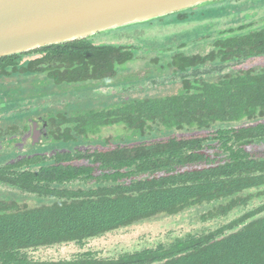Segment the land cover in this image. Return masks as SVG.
I'll list each match as a JSON object with an SVG mask.
<instances>
[{"label": "trees", "instance_id": "trees-1", "mask_svg": "<svg viewBox=\"0 0 264 264\" xmlns=\"http://www.w3.org/2000/svg\"><path fill=\"white\" fill-rule=\"evenodd\" d=\"M93 38L2 57L0 69L45 73L61 84L106 80L110 87L135 47ZM184 46L160 66L179 75L176 93L104 104L77 117L76 138L57 136L83 144L87 133L121 126L129 138L99 139L86 151L72 146L49 161L0 160V184L40 202L0 200V264H264V153L255 150L264 146V65L225 71L264 57V22L221 30L206 53ZM203 208L202 222L233 218L110 258L91 251L59 260L28 254L62 244L82 248L122 228Z\"/></svg>", "mask_w": 264, "mask_h": 264}, {"label": "rangeland", "instance_id": "rangeland-1", "mask_svg": "<svg viewBox=\"0 0 264 264\" xmlns=\"http://www.w3.org/2000/svg\"><path fill=\"white\" fill-rule=\"evenodd\" d=\"M206 8H194V12L184 19H177L175 14L164 16L160 19L114 30L104 38L93 37L94 42L105 44H132L135 57L133 60L118 65L117 76L113 84L107 87V82L101 80L94 85L86 83L65 84L68 88L57 96L37 100L38 103H48L51 106H65V104H81L84 112L77 108L73 113L85 118L87 112L97 111L104 104H116L130 100V98H142L152 95H166L176 93L180 89L181 79L179 75L165 73L160 66L172 55L173 50L185 44L182 51L191 53H206L212 45V40L221 30L229 27H237L242 24L259 25L264 22V0H231L206 5ZM106 34V33H105ZM264 65V57L244 60L238 64L230 63L225 69H247ZM81 84L82 87L79 88ZM101 85V86H99ZM77 88V89H76ZM41 98V97H40ZM107 105V106H108ZM78 110V111H77ZM81 118H76L79 121ZM15 128L1 130L4 136L0 143V160L10 162L16 159L39 155L40 159L49 161L55 152L68 151L73 148L81 151L98 148L96 140L111 138L112 140L127 139L132 132L121 126H105L94 134L84 135L88 143L77 144L72 139H60L54 142L30 145L29 134L22 137L18 134L6 136L5 132L14 131ZM19 129L17 128V132ZM75 136L74 130L67 131ZM66 134V135H68ZM83 137V136H82ZM83 137V138H84ZM66 138H71L70 136ZM47 141V140H46ZM90 141V142H89ZM259 153H264V146L255 148ZM14 199L20 204L39 206V199L25 193L18 192L0 184V200ZM201 210H187L179 217L159 216L145 221L142 224L122 228L102 237L91 239L81 248L73 244L55 245L48 248L29 250L28 254L39 260L70 259L83 251L97 253L101 257H115L125 251H132L146 246H153L159 242L174 239L179 234L197 233L202 228H217L219 225L232 220H215L214 223L200 221Z\"/></svg>", "mask_w": 264, "mask_h": 264}, {"label": "water", "instance_id": "water-1", "mask_svg": "<svg viewBox=\"0 0 264 264\" xmlns=\"http://www.w3.org/2000/svg\"><path fill=\"white\" fill-rule=\"evenodd\" d=\"M220 1L224 0H0V58Z\"/></svg>", "mask_w": 264, "mask_h": 264}, {"label": "flooded vegetation", "instance_id": "flooded-vegetation-1", "mask_svg": "<svg viewBox=\"0 0 264 264\" xmlns=\"http://www.w3.org/2000/svg\"><path fill=\"white\" fill-rule=\"evenodd\" d=\"M88 84L94 85L93 82ZM82 85L85 84H81L79 88ZM66 90L68 88L65 83H56L48 79L45 73L24 74L21 70L13 71L11 68L5 71L1 68L0 131L15 128L12 132H5L8 137L16 134L22 137L28 133L31 146L40 144L43 140L45 143L59 140L57 136L63 137L68 134L67 130L75 129V119L80 116H76L73 111L77 108L80 110L78 113L84 112V106L75 103L62 107L51 106L48 103H38L37 100L57 96ZM32 136L37 142H33ZM2 139L4 136L0 135V143Z\"/></svg>", "mask_w": 264, "mask_h": 264}]
</instances>
